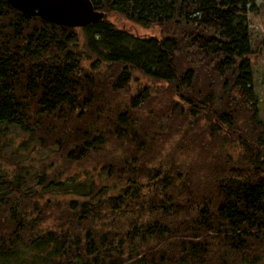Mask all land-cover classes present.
Instances as JSON below:
<instances>
[{
	"label": "trees",
	"instance_id": "trees-1",
	"mask_svg": "<svg viewBox=\"0 0 264 264\" xmlns=\"http://www.w3.org/2000/svg\"><path fill=\"white\" fill-rule=\"evenodd\" d=\"M90 1L104 18L64 27L0 0V151L11 127L49 151L32 178L0 166V264H258L264 0ZM190 152L198 167L176 160Z\"/></svg>",
	"mask_w": 264,
	"mask_h": 264
},
{
	"label": "rangeland",
	"instance_id": "rangeland-1",
	"mask_svg": "<svg viewBox=\"0 0 264 264\" xmlns=\"http://www.w3.org/2000/svg\"><path fill=\"white\" fill-rule=\"evenodd\" d=\"M257 7H260L261 0H256ZM264 11V7H262ZM109 20L118 28H124L131 31L139 36H153L158 33L156 28H143L134 24L133 22L127 21L122 17L112 16ZM251 28V40L256 47V53L252 57L253 64V87L257 93L258 102V118L264 125V14L251 15L250 18ZM174 137V136H173ZM171 137L169 140L161 143L159 147L163 150V156L166 157L169 150L174 148V145L170 144ZM25 134L16 128L11 127L9 133L5 135L3 146L0 151V166L13 173L16 169H21L24 174L28 171L29 177L32 178L33 172L44 166L43 162L39 161L45 155H48V149L40 151L34 142L24 144ZM37 147V149H35ZM227 151L234 155L239 151L227 147ZM179 153L176 157L178 162H192L196 167L200 163V155L195 152ZM47 165L51 168L53 173H58L62 178H66L72 175L75 171L74 167L68 165L60 154H55L51 158ZM30 171V172H29ZM12 174H9L11 177ZM194 179H197L200 175L198 171L193 172ZM33 180H31L32 182ZM17 257L11 259V262L6 264H14ZM258 264H264V257L258 262Z\"/></svg>",
	"mask_w": 264,
	"mask_h": 264
},
{
	"label": "water",
	"instance_id": "water-1",
	"mask_svg": "<svg viewBox=\"0 0 264 264\" xmlns=\"http://www.w3.org/2000/svg\"><path fill=\"white\" fill-rule=\"evenodd\" d=\"M20 13L64 27H83L100 21L105 14L90 0H5Z\"/></svg>",
	"mask_w": 264,
	"mask_h": 264
}]
</instances>
